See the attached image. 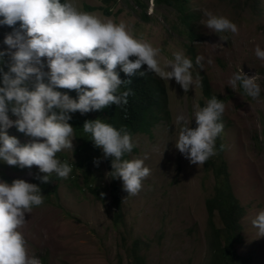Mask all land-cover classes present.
<instances>
[{
	"label": "rangeland",
	"instance_id": "rangeland-1",
	"mask_svg": "<svg viewBox=\"0 0 264 264\" xmlns=\"http://www.w3.org/2000/svg\"><path fill=\"white\" fill-rule=\"evenodd\" d=\"M74 3L81 11L105 22L125 24L135 38L159 48L161 67L173 59L174 51L182 50L193 61L196 83L184 92L174 78L163 79L169 117L157 122L151 133L135 134L137 151L129 157L143 159L151 174L135 196L128 195L123 180L116 178L122 214L117 221L119 208L111 189L114 181L104 154H92L85 167L79 166L77 137L73 140L74 150L57 153V158L61 154L64 162L72 166L67 179L52 176L48 183H42L37 176L44 174L38 167L20 168L0 161V180L11 183L23 179L37 184L44 197L41 206L26 214V223L20 229L29 254H35L41 264H132L131 248L139 239V252L147 264H214L215 239L206 199L213 195L218 177L205 164H191L175 146L180 130L178 115L182 114L191 127L197 126L196 106L203 107L209 100L202 90V79L207 77L213 93L221 96L226 107L220 134L224 148L216 142L215 167L221 161L227 163L233 192L245 208L241 218L243 240L235 244V250L241 264H264V237L252 224L259 211L264 210V60L255 55L257 45L264 50V0H185V13L193 16L188 24L176 7L155 1L153 6L152 0ZM106 9L110 14L105 13ZM208 11L236 23L238 32H211L204 25V13ZM19 27L20 24H0V51H8L5 37ZM219 35L227 40H221ZM197 55L204 57L203 69L195 64ZM42 59L43 71L47 73V59ZM10 61L8 55L0 60L4 72L9 70ZM238 71L255 77L261 87L258 98L247 96L239 83L235 90L229 86ZM44 82H49L47 76ZM29 85L34 87V79ZM57 90L69 95L67 89ZM9 115L16 119L11 112ZM7 132L22 145L32 142L15 125ZM88 184L98 188V194ZM214 221L216 227H222L218 213Z\"/></svg>",
	"mask_w": 264,
	"mask_h": 264
},
{
	"label": "clouds",
	"instance_id": "clouds-1",
	"mask_svg": "<svg viewBox=\"0 0 264 264\" xmlns=\"http://www.w3.org/2000/svg\"><path fill=\"white\" fill-rule=\"evenodd\" d=\"M152 3L154 6L153 0ZM204 15V25L211 32L235 34L239 30L227 17L210 11ZM0 17V24H20L5 37L8 51H0V60L6 55L11 57L8 71L0 68V161L20 168L38 167L44 174L37 176L42 183H48L53 174L67 179L73 170L69 163L57 158V153L65 149L74 150L71 113L79 111L83 115L113 104L127 105L133 93L126 85L137 74L143 77L152 73L162 81L174 78L184 92L196 83L193 61L182 50L174 51L173 59L161 67L159 48L135 38L123 23L105 22L81 11L74 0H0ZM255 55L264 60V50L259 45ZM42 58L47 59V73L43 71ZM203 61L204 57L197 55L195 64L203 69ZM121 71L128 79L121 78ZM45 76L48 83L44 82ZM33 79L34 87L30 88ZM237 83L247 96H260L261 87L254 76L238 71L229 86L235 90ZM57 89L74 90L78 98ZM225 110L224 102L213 96L205 106H196L195 128L182 114L177 116L180 130L175 146L191 164H205L217 154L216 141L224 130ZM10 112L15 120L10 118ZM13 125L32 142L22 145L16 136L9 135L7 129ZM83 131L90 134L105 158H112V178H121L128 195H137L151 173L143 159H124L136 146L127 128L118 129L96 119L86 121ZM95 163L99 165V158ZM43 203L37 184L23 179L11 183L0 180V264H41L35 254H29L20 229L26 223V214ZM252 224L264 237V210Z\"/></svg>",
	"mask_w": 264,
	"mask_h": 264
},
{
	"label": "trees",
	"instance_id": "trees-1",
	"mask_svg": "<svg viewBox=\"0 0 264 264\" xmlns=\"http://www.w3.org/2000/svg\"><path fill=\"white\" fill-rule=\"evenodd\" d=\"M110 2L112 0H103ZM157 4H167L176 7L181 11L182 17L188 24L189 20L193 18L190 14L185 13V0H154ZM92 9V8H91ZM106 14H110V10H105ZM146 18V14L143 13ZM190 18V19H189ZM19 24V22L17 23ZM146 69V66H143ZM120 76L122 79H128L127 76L121 71ZM2 78V73H0ZM131 84L126 85L127 89H131L132 95L128 98V104L123 107H117L115 104L98 111H90L87 114H81L79 111L71 113L72 119L69 121L74 127L75 136L79 140V145L76 153L79 155L78 164L85 167V161H89L92 154L102 155L101 148L96 147L91 136L83 131V125L88 120L101 119L105 123H109L116 128L122 126L126 127L131 133L132 138L137 133H151L152 127L156 125L161 119L169 117V110L167 108V88L164 82L155 74L149 73L146 76H137L131 78ZM30 86V85H29ZM32 86H30L31 88ZM122 90H125L122 87ZM202 90L206 97L211 99L213 96L222 99L220 95L213 93L209 79L204 77L202 79ZM62 92V91H61ZM69 96L76 99L78 93L76 91H69ZM223 122V120H222ZM217 146L221 148L220 135L217 138ZM137 151L134 147L132 152ZM221 151V150H219ZM131 152V153H132ZM130 153V154H131ZM130 154H126L124 159H129ZM58 159L63 163L64 156L58 155ZM107 165L112 171V158H105ZM207 169H214L218 177V183L214 188L212 196L206 199L207 211L209 214V224L214 236V243L212 247L216 252V261L214 264H241L235 250V244L243 240L241 218L245 213L244 206L240 203L239 199L233 192L232 184L230 181V172L228 165L225 161L215 167L214 158L211 157L206 163ZM54 179H61L53 175ZM111 189L115 195V203L119 208L116 214V221L121 217V198L119 193V186L117 185L116 178H113ZM88 182V180H87ZM89 189L98 194V188L88 184ZM218 213L222 227L218 228L215 225V214ZM141 241L136 239L131 248V256L133 257L132 264H147L144 255L139 252ZM117 264H121L119 261Z\"/></svg>",
	"mask_w": 264,
	"mask_h": 264
}]
</instances>
